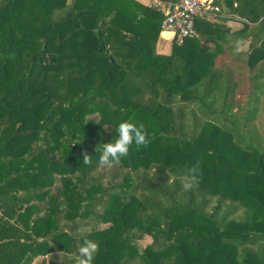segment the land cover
Wrapping results in <instances>:
<instances>
[{"label":"trees","instance_id":"obj_1","mask_svg":"<svg viewBox=\"0 0 264 264\" xmlns=\"http://www.w3.org/2000/svg\"><path fill=\"white\" fill-rule=\"evenodd\" d=\"M219 6L163 54L144 1L0 0V264H264V0Z\"/></svg>","mask_w":264,"mask_h":264},{"label":"clouds","instance_id":"obj_2","mask_svg":"<svg viewBox=\"0 0 264 264\" xmlns=\"http://www.w3.org/2000/svg\"><path fill=\"white\" fill-rule=\"evenodd\" d=\"M241 47L239 42L235 49V54H239ZM116 138L110 143L100 144L96 147V153L99 152V158L97 166L99 168H111L115 164H119L121 158L127 157L129 154L130 147L135 144L137 150L141 147H147L148 139L147 133L144 130L143 124L137 126L131 122H121L115 129ZM83 155V164L90 166L92 156L86 152ZM197 169L193 168L190 170L188 176L182 181V187L185 191L190 190L194 184L198 183ZM98 251V245L92 241L85 240L84 244L79 247V255L76 260V264H93L94 256Z\"/></svg>","mask_w":264,"mask_h":264},{"label":"built area","instance_id":"obj_3","mask_svg":"<svg viewBox=\"0 0 264 264\" xmlns=\"http://www.w3.org/2000/svg\"><path fill=\"white\" fill-rule=\"evenodd\" d=\"M221 0H177L174 3L146 0V6L162 13L160 35L176 46L197 36L196 22L221 17Z\"/></svg>","mask_w":264,"mask_h":264},{"label":"rangeland","instance_id":"obj_4","mask_svg":"<svg viewBox=\"0 0 264 264\" xmlns=\"http://www.w3.org/2000/svg\"><path fill=\"white\" fill-rule=\"evenodd\" d=\"M211 22H214V23H216V24H218V25H228V26H230L232 29H237V28H239L240 27V25L237 23H232V22H227V23H225L223 20H221V18H215V19H213ZM163 38L161 37V35L159 34V38H158V40L155 42V44L153 45V47H154V49H155V51L157 52V53H159V52H161V53H163V51H166V49H168V47H165L166 45L165 44H163L162 42L164 41V40H162ZM146 243H148L147 241H145L144 242V244L143 245H145Z\"/></svg>","mask_w":264,"mask_h":264},{"label":"crops","instance_id":"obj_5","mask_svg":"<svg viewBox=\"0 0 264 264\" xmlns=\"http://www.w3.org/2000/svg\"><path fill=\"white\" fill-rule=\"evenodd\" d=\"M140 1H142V2L144 1V2H145V5H146V0H140ZM224 22H225V21H224ZM227 22H232V23H236V24H237V22H234V21H226L225 23H227ZM224 26L230 27V26H228V25H224ZM230 28H231V27H230ZM162 40H164V39H162ZM188 41H189V40L185 41L184 44H186ZM162 43L166 45L165 47H168V49H166V51H163V54H167V53L169 52V47H170V45L172 44V42H171V41L164 40ZM184 44H183V45H184ZM183 45H182V46H183ZM179 47H181V46H179ZM159 53H161V52H159Z\"/></svg>","mask_w":264,"mask_h":264}]
</instances>
